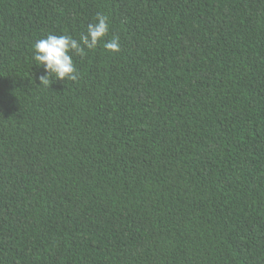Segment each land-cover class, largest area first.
<instances>
[{"label":"trees","instance_id":"obj_1","mask_svg":"<svg viewBox=\"0 0 264 264\" xmlns=\"http://www.w3.org/2000/svg\"><path fill=\"white\" fill-rule=\"evenodd\" d=\"M0 264H264V0H0Z\"/></svg>","mask_w":264,"mask_h":264},{"label":"clouds","instance_id":"obj_2","mask_svg":"<svg viewBox=\"0 0 264 264\" xmlns=\"http://www.w3.org/2000/svg\"><path fill=\"white\" fill-rule=\"evenodd\" d=\"M109 31L108 16L98 12L94 20L87 24L86 32L78 39L72 35L48 34L46 38L36 40L32 59L35 65L42 66L46 73L39 76V87H49L53 77L55 81L77 82L80 74L73 57L83 58L87 51L95 50L98 45H102L109 53H119L120 39L118 36L107 39Z\"/></svg>","mask_w":264,"mask_h":264}]
</instances>
